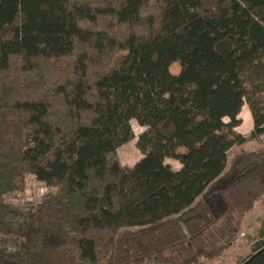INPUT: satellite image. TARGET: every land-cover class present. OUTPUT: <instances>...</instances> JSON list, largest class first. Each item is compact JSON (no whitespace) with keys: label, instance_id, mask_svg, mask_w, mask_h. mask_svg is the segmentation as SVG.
Listing matches in <instances>:
<instances>
[{"label":"trees","instance_id":"obj_1","mask_svg":"<svg viewBox=\"0 0 264 264\" xmlns=\"http://www.w3.org/2000/svg\"><path fill=\"white\" fill-rule=\"evenodd\" d=\"M261 200L264 0H0V264H207Z\"/></svg>","mask_w":264,"mask_h":264},{"label":"rangeland","instance_id":"obj_2","mask_svg":"<svg viewBox=\"0 0 264 264\" xmlns=\"http://www.w3.org/2000/svg\"><path fill=\"white\" fill-rule=\"evenodd\" d=\"M180 63L175 62L171 65L172 73L180 71ZM239 118L242 119L241 125L237 128L242 134L248 135L253 129V119L248 105H244ZM132 126L135 131L136 138L118 148V156L124 165H134L138 162L143 154L137 146L138 136L145 131V127L138 124L134 119ZM255 142H250L247 147L255 146ZM174 169L178 167L175 159L166 160ZM53 192V188L47 187L42 182L38 181L34 176L27 177L25 190L21 193L12 194L4 198L6 202H11L17 205L18 209L25 206H34L40 202L45 196ZM264 238V200L258 201L245 217L243 227L237 239L219 258L208 261L207 264H239L243 259L249 256L253 251L254 243L261 238Z\"/></svg>","mask_w":264,"mask_h":264},{"label":"crops","instance_id":"obj_3","mask_svg":"<svg viewBox=\"0 0 264 264\" xmlns=\"http://www.w3.org/2000/svg\"><path fill=\"white\" fill-rule=\"evenodd\" d=\"M175 161H177V163H178V167L176 168V170H178L181 167V163L178 160H175ZM128 166H132V165H128Z\"/></svg>","mask_w":264,"mask_h":264}]
</instances>
